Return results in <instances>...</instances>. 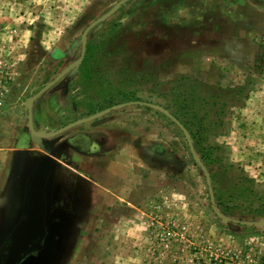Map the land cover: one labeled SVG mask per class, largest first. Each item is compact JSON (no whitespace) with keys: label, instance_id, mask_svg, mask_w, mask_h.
Returning a JSON list of instances; mask_svg holds the SVG:
<instances>
[{"label":"rangeland","instance_id":"obj_1","mask_svg":"<svg viewBox=\"0 0 264 264\" xmlns=\"http://www.w3.org/2000/svg\"><path fill=\"white\" fill-rule=\"evenodd\" d=\"M118 1L0 0V244L22 213L27 176L47 154L30 132L27 102L80 57L86 27ZM194 2L123 4L89 32L84 62L35 100L34 127L54 131L128 101L163 105L191 128L220 211L259 221L264 218V0H243L246 26L235 27L228 9L214 14L210 23L218 26L205 34L195 28ZM236 47L245 51L244 61L216 57ZM236 66L244 70L228 74ZM95 129L123 140L140 137L144 162L134 167L132 189L125 188L121 172L117 196V179L111 178L108 191L100 188L86 168L90 162L70 160L76 171L62 162L67 151L62 143ZM49 140L54 170L48 236L44 250L24 264H264V225L217 216L184 133L158 109L129 105Z\"/></svg>","mask_w":264,"mask_h":264},{"label":"water","instance_id":"obj_2","mask_svg":"<svg viewBox=\"0 0 264 264\" xmlns=\"http://www.w3.org/2000/svg\"><path fill=\"white\" fill-rule=\"evenodd\" d=\"M128 1L129 0H119L106 13L90 23L82 34L81 56L77 60L70 63L66 68H64L56 77L46 83L27 102L28 126L30 128V132L33 139L47 150V154L36 163L25 180L22 213L0 244V264H24L29 258L40 254L45 248L48 236V183L54 170V159L52 156L54 141H50L49 139L69 130L74 126L92 121L115 109H119L129 105L139 104L156 108L164 113L168 118H170L182 130L189 145V149L193 159L201 166L205 174L212 207L218 217L226 222L244 226L264 225V218L260 219L259 221L239 220L220 211V209L216 205L210 171L202 158L197 153L189 130L180 119H178L163 105L139 100L128 101L113 105L111 107H107L89 116L77 119L54 131L40 132L35 129L33 119V106L35 100L42 96L54 85H56L70 71L74 70L82 63L86 54L89 32L93 28L107 20L109 17H111L123 4Z\"/></svg>","mask_w":264,"mask_h":264},{"label":"crops","instance_id":"obj_3","mask_svg":"<svg viewBox=\"0 0 264 264\" xmlns=\"http://www.w3.org/2000/svg\"><path fill=\"white\" fill-rule=\"evenodd\" d=\"M194 3H191V13L195 15L196 17V24L195 28L198 33H201L204 31V34L208 32L210 28H213L214 23H210L213 21V16L216 13H224L226 11L231 12V16L229 18H232V24H234L235 27H244L246 24L244 23V17L243 12L246 11V8L244 7L243 0H228V3H219L223 2V0H194ZM202 1L204 2V7L200 6L202 4ZM230 2V3H229ZM233 26V25H232ZM254 28V24L252 25ZM250 28V27H249ZM252 28V27H251ZM212 36V35H211ZM236 36V35H235ZM244 42V40H242ZM237 40L229 41L231 43H236L237 45L242 42ZM228 42V41H226ZM209 43H222L221 40L218 41H212L210 40ZM242 45L244 43H241ZM235 49H228L225 48L221 52L226 51V55H216L218 59H226V60H245L246 53L245 51L241 52L239 49L234 51ZM212 52H210V56ZM230 70V73L228 74H240V71H243V67H232L228 68ZM236 70H240L237 71ZM95 143L98 145V147L104 148L106 150L105 153L100 151V157H99V165L95 166L93 168L89 167L88 170H93L95 179H98V182H95L97 186L100 188H103L108 191L110 189L111 185L114 184V181L111 180L113 178L114 180L117 179L116 186H115V192L113 195H118V191L122 189V183H121V175L122 171L125 172V188L130 187L133 188V179L134 177V167L142 165L144 161H141L142 157L140 156V148L141 145L139 143L140 137L134 138L133 136L127 137L123 140L120 137H116L115 134H107L105 131H98L96 132V136L94 137ZM131 141V143L129 142ZM137 148V149H136ZM87 168V167H86ZM117 172L116 175L113 174V172ZM106 172L108 174H106ZM118 174V175H117ZM136 176H139L136 174ZM85 177V176H84ZM127 179L130 180V186L127 185ZM108 180L109 182L107 184H104L102 181ZM132 196V195H131ZM119 197V196H118ZM132 199V198H131ZM116 201V200H115ZM130 204H132V200L129 201Z\"/></svg>","mask_w":264,"mask_h":264},{"label":"flooded vegetation","instance_id":"obj_4","mask_svg":"<svg viewBox=\"0 0 264 264\" xmlns=\"http://www.w3.org/2000/svg\"><path fill=\"white\" fill-rule=\"evenodd\" d=\"M86 56H87V54H85L84 59L86 58ZM84 59H83L82 63L84 62ZM89 115H91V114H88L87 116H89ZM84 117H86V116H84ZM81 118H83V117H81ZM77 119H80V118H77ZM77 119H74L73 121H75ZM73 121H70V122H73ZM98 131H101V130L95 129L93 131H87V132H84V133H81L78 135H71L66 139V141H64L62 143L63 147L66 148V150H67L66 153L64 154V156L62 157V162L64 161L63 163L67 168L74 170V171H76L78 169V168H74L73 166H71V164H69L70 160L71 161L76 160L75 157H78V159H80V160L90 162V164H88L86 166L87 169H89V167L92 168V167L96 166V164L93 163L94 159L97 160V162H99L98 159L100 157V151L103 153L106 152V150H104V148L101 149V147H98V145L94 141V137L96 136V132H98ZM69 149H71L74 152L72 153ZM89 159H91V160H89ZM94 162H96V161H94Z\"/></svg>","mask_w":264,"mask_h":264},{"label":"trees","instance_id":"obj_5","mask_svg":"<svg viewBox=\"0 0 264 264\" xmlns=\"http://www.w3.org/2000/svg\"><path fill=\"white\" fill-rule=\"evenodd\" d=\"M88 51H89V45L87 46V56H88ZM178 119H180L181 121H182V123L187 127V129L188 130H190V132H191V128L189 127V125L184 121V120H182L181 118H180V116L177 114V113H173ZM201 158H202V160L203 161H205V158H204V156H201Z\"/></svg>","mask_w":264,"mask_h":264}]
</instances>
